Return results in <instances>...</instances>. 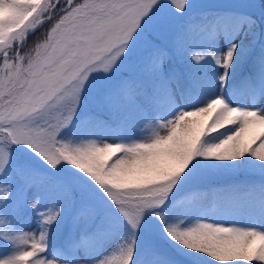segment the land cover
<instances>
[{
  "label": "snow or ice",
  "instance_id": "obj_1",
  "mask_svg": "<svg viewBox=\"0 0 264 264\" xmlns=\"http://www.w3.org/2000/svg\"><path fill=\"white\" fill-rule=\"evenodd\" d=\"M194 3L0 0V264H137L151 218L183 264H264V0ZM19 146L74 176L10 172ZM144 264L172 261L149 243Z\"/></svg>",
  "mask_w": 264,
  "mask_h": 264
},
{
  "label": "rangeland",
  "instance_id": "obj_2",
  "mask_svg": "<svg viewBox=\"0 0 264 264\" xmlns=\"http://www.w3.org/2000/svg\"><path fill=\"white\" fill-rule=\"evenodd\" d=\"M201 8H206V9H237L240 8V11H247L248 9V4L246 3V0H195L194 6L193 8L189 9V13L188 15H192L198 11L201 10ZM244 45V41L241 42V47H243ZM208 75H209V79H214L215 75L217 73V69L216 66L209 60V63L205 66ZM218 83V81H217ZM215 92L213 90H207L205 92L204 95V99L209 98L210 96L214 95ZM225 97L227 98L228 102L232 105V106H241V107H249L251 106V103L254 102H249L247 99V93L246 91L241 88L239 86V79L236 77H232L229 80V85L226 87L225 92H224ZM203 102V100L200 99H196V100H192V101H188L186 102L187 104V108H191L193 106H199L201 103ZM84 113L80 116H83ZM99 135H103V133H100ZM99 135H94L92 138L94 139H98ZM140 135H143L145 137H148L151 135V129H145V131L143 133H137V137H139ZM105 139H108L109 142H114L117 141L119 139H122L121 137H110V136H105ZM71 141L72 143H79L80 142V137L79 136H75L73 137L71 134H68L67 136H65V142ZM11 163L9 166V171L13 172L14 169L20 165L21 163H23L24 165H26L27 167H29L32 170H35L36 172H52L53 170L51 168H49L38 156H36L34 153L30 152L27 148L23 147V146H19V147H13L11 149ZM30 162V164L32 163V165L28 164ZM39 163L42 164V167L39 166ZM46 173V172H44ZM56 177H62L60 175V171L58 170V172H56ZM111 213V212H110ZM111 215L113 217H117V215L112 212ZM118 218V217H117ZM170 220V217H169ZM171 222V221H170ZM239 225H244V226H251V227H260L259 224H256L252 221H238L237 222ZM160 225V222L155 219V218H151L149 220V222L147 223L146 226H152L154 228H156L157 226ZM162 229V228H161ZM24 230L25 231H30L31 230V226L28 224L24 225ZM122 233L126 234V230L121 229ZM143 244L141 245V248H138V256H137V264H144V253H145V249L147 244H145V240H142ZM114 243H119V237L116 238V240L114 241ZM4 249L3 251H0V256L4 255Z\"/></svg>",
  "mask_w": 264,
  "mask_h": 264
},
{
  "label": "trees",
  "instance_id": "obj_3",
  "mask_svg": "<svg viewBox=\"0 0 264 264\" xmlns=\"http://www.w3.org/2000/svg\"><path fill=\"white\" fill-rule=\"evenodd\" d=\"M226 10H231L234 11L238 14H243L246 13V11H240V8L237 9H226ZM81 115L84 113L83 110H81ZM30 164V162L28 163ZM32 165V163L30 164ZM39 166L42 167V164L39 163ZM60 171V175L62 177H73L74 176V170L71 169L69 166L67 165H62L59 169ZM57 171H52V172H39L40 175L42 176H51V177H56V172ZM183 196V192L179 193L177 198L182 197ZM109 212H114L115 211L113 209H108ZM116 214V213H115ZM117 215V214H116ZM170 217V220H169ZM166 219L169 223H175L177 222L178 219H180V217L178 216L177 213L175 212H169L166 216ZM171 221V222H170ZM147 225V224H146ZM143 225L141 227L140 232L138 233V248H141V245L143 244L142 240H145V244L149 245V243H151L154 246V250L161 256L168 258L170 261H172V264H183L184 260L186 259V257L183 255L182 250L179 248L178 245L174 244L173 242H171L162 232L161 229V225L157 226L156 228L154 227H150V226H146ZM5 228L4 224H0V229ZM126 233H127V228H125ZM0 251H3V248L0 247Z\"/></svg>",
  "mask_w": 264,
  "mask_h": 264
}]
</instances>
